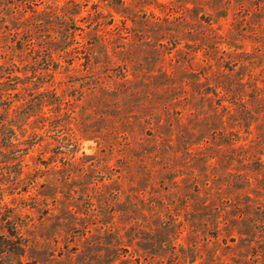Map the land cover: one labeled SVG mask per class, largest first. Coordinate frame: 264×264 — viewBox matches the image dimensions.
<instances>
[{
  "label": "rangeland",
  "instance_id": "1",
  "mask_svg": "<svg viewBox=\"0 0 264 264\" xmlns=\"http://www.w3.org/2000/svg\"><path fill=\"white\" fill-rule=\"evenodd\" d=\"M9 2L1 56L65 109L0 126V264H264V0Z\"/></svg>",
  "mask_w": 264,
  "mask_h": 264
},
{
  "label": "trees",
  "instance_id": "2",
  "mask_svg": "<svg viewBox=\"0 0 264 264\" xmlns=\"http://www.w3.org/2000/svg\"><path fill=\"white\" fill-rule=\"evenodd\" d=\"M10 0H0V7H5L10 10L14 5L9 2ZM22 3L32 4L36 6V0H22ZM79 7V5H77ZM80 9V7H79ZM36 14V12H32ZM119 14V12H116ZM80 11L71 14L74 17L78 16ZM66 14H64L65 16ZM68 18L67 16H65ZM79 28L74 30V33ZM18 29H16L17 31ZM19 31V30H18ZM36 39H32L29 44H33ZM23 45V44H21ZM54 46L55 44L52 43ZM64 45V44H63ZM71 44L59 48L56 50L59 52H65L70 48ZM50 61H55L54 52L50 53L48 57ZM4 61V62H1ZM10 65V66H9ZM54 70V69H53ZM45 71H51L50 68ZM54 71L57 72V69ZM22 70L19 69L15 64L8 63L5 61L0 54V126L2 130V142L6 148H14L22 144V141L18 139L17 132H20L21 137H25L28 133L27 128L34 129L32 126L41 125L42 128L37 127L36 129H43V127L51 128L52 123L56 120H62V112L64 111V97L58 94L57 88L53 90L45 89L41 91L46 83H34L33 95H30V99L22 96L23 91H27V88L31 83L30 77L20 76ZM39 72H33V75H38ZM55 74V72H54ZM49 83V82H48ZM55 83H53L54 86ZM51 86V87H53ZM18 103L19 105H16ZM21 110V111H19ZM48 112H45V111ZM68 113V111H67ZM70 116V114H69ZM72 117V116H71ZM70 117V118H71ZM39 134L33 133L32 136H38ZM81 139L91 140V136L83 137ZM27 145L28 150H31L34 145L29 144V140L24 142Z\"/></svg>",
  "mask_w": 264,
  "mask_h": 264
}]
</instances>
